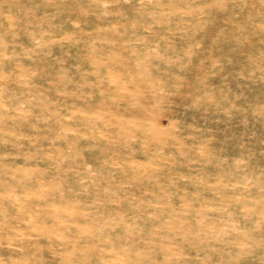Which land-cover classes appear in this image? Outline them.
Instances as JSON below:
<instances>
[{
    "label": "rangeland",
    "instance_id": "obj_1",
    "mask_svg": "<svg viewBox=\"0 0 264 264\" xmlns=\"http://www.w3.org/2000/svg\"><path fill=\"white\" fill-rule=\"evenodd\" d=\"M0 264H264V0H0Z\"/></svg>",
    "mask_w": 264,
    "mask_h": 264
},
{
    "label": "bare ground",
    "instance_id": "obj_2",
    "mask_svg": "<svg viewBox=\"0 0 264 264\" xmlns=\"http://www.w3.org/2000/svg\"><path fill=\"white\" fill-rule=\"evenodd\" d=\"M35 4V3H34ZM239 7V6H238ZM262 107V106H261ZM25 222V221H24ZM21 236V235H20ZM22 236H23V234H22ZM71 254V253H70Z\"/></svg>",
    "mask_w": 264,
    "mask_h": 264
}]
</instances>
